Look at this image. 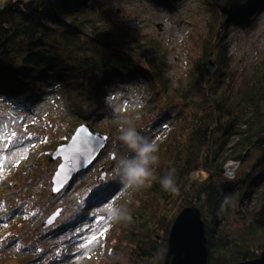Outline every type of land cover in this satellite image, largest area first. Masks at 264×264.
I'll return each instance as SVG.
<instances>
[{
	"label": "trees",
	"instance_id": "obj_1",
	"mask_svg": "<svg viewBox=\"0 0 264 264\" xmlns=\"http://www.w3.org/2000/svg\"><path fill=\"white\" fill-rule=\"evenodd\" d=\"M150 1L172 10L179 0ZM205 1L209 34L177 88L166 73L167 49L160 41L99 26L109 20L105 0L0 2V99L7 106L23 109L42 93L61 91L68 111L89 117L92 131L114 139L127 117L105 108L109 93L130 81L151 88L140 110L156 115L143 135L157 143L159 160L151 166L153 176L137 188L138 207L102 264H162L172 222L191 204L201 211L210 264L253 259L264 250V55L234 77L226 50L229 29L252 27L264 0ZM210 55L218 65L214 73L207 71ZM99 117L103 121L94 126ZM134 155L129 151L124 158ZM231 160L239 167L228 178ZM173 168L175 192L160 184ZM114 175L84 200L111 198L123 189ZM254 200L259 210L235 226L233 216L248 212Z\"/></svg>",
	"mask_w": 264,
	"mask_h": 264
},
{
	"label": "rangeland",
	"instance_id": "obj_2",
	"mask_svg": "<svg viewBox=\"0 0 264 264\" xmlns=\"http://www.w3.org/2000/svg\"><path fill=\"white\" fill-rule=\"evenodd\" d=\"M105 1L109 20L99 26L116 25L143 40L160 41L167 49L166 73L171 85L182 86L190 60L199 55L209 34L211 12L206 1L179 0L172 10L150 0ZM254 23L247 30L232 27L226 34L234 77L245 75L264 55V10L256 13ZM150 89L142 81L125 83L109 93L105 108L116 116L124 114L129 121L125 128L135 127L143 135L156 116L151 110H140L148 103ZM102 119L96 118L93 125ZM86 122H91L89 117H76L67 110L61 91L42 93L23 109L9 107L0 99V260L4 263L102 264L115 238L127 230L128 221H112L104 205L111 203L131 213L138 207L136 187L114 191L111 198L84 200L111 177L118 159L129 152L118 138H108L96 160L52 194L51 178L60 159H50L48 149L62 139L67 141L75 128ZM101 165L105 166L103 179L98 171ZM258 205L251 201L248 212L235 214L234 225L240 227L245 216L252 218ZM58 209L55 221L44 226Z\"/></svg>",
	"mask_w": 264,
	"mask_h": 264
},
{
	"label": "water",
	"instance_id": "obj_3",
	"mask_svg": "<svg viewBox=\"0 0 264 264\" xmlns=\"http://www.w3.org/2000/svg\"><path fill=\"white\" fill-rule=\"evenodd\" d=\"M218 69L217 62L209 56L207 71L214 73ZM108 143V135L92 131L89 124H79L71 137L59 144L50 159H60L52 175V194L60 192L80 171L87 169L100 155ZM63 165V168H61ZM104 165L98 168L105 177ZM60 209L52 213L44 222V226L52 224ZM162 264H210L208 261L205 224L201 211L195 204L182 208L172 222L168 234V243ZM231 264H264V250L259 256L249 260Z\"/></svg>",
	"mask_w": 264,
	"mask_h": 264
},
{
	"label": "clouds",
	"instance_id": "obj_4",
	"mask_svg": "<svg viewBox=\"0 0 264 264\" xmlns=\"http://www.w3.org/2000/svg\"><path fill=\"white\" fill-rule=\"evenodd\" d=\"M125 124L129 121H124ZM118 140L127 147L130 152L135 153L130 158L118 159L115 165L114 179L125 188H138L153 176L152 165L158 163L159 148L155 141L145 138L135 127L120 128ZM175 169H171L167 175L160 179L161 187L175 192L174 179ZM226 200L228 197L225 198ZM108 217L114 222L131 221L132 217L127 210L114 206L111 203L104 205Z\"/></svg>",
	"mask_w": 264,
	"mask_h": 264
},
{
	"label": "built area",
	"instance_id": "obj_5",
	"mask_svg": "<svg viewBox=\"0 0 264 264\" xmlns=\"http://www.w3.org/2000/svg\"><path fill=\"white\" fill-rule=\"evenodd\" d=\"M238 167H239V162L238 161H235V160L229 161L225 165V175L228 178H233L235 176V172H236Z\"/></svg>",
	"mask_w": 264,
	"mask_h": 264
},
{
	"label": "snow or ice",
	"instance_id": "obj_6",
	"mask_svg": "<svg viewBox=\"0 0 264 264\" xmlns=\"http://www.w3.org/2000/svg\"><path fill=\"white\" fill-rule=\"evenodd\" d=\"M61 168H63V165H61ZM92 239H93V240H95V239H96V237H93ZM90 243H91V241H90Z\"/></svg>",
	"mask_w": 264,
	"mask_h": 264
}]
</instances>
